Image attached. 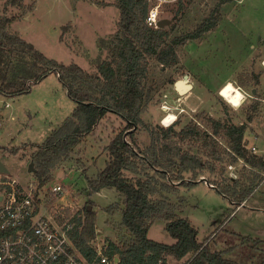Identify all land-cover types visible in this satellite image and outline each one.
<instances>
[{
    "label": "rangeland",
    "instance_id": "obj_1",
    "mask_svg": "<svg viewBox=\"0 0 264 264\" xmlns=\"http://www.w3.org/2000/svg\"><path fill=\"white\" fill-rule=\"evenodd\" d=\"M219 0H192L173 20L178 5L165 9L164 19H170L166 29L174 37L196 28L209 15ZM116 0H23L21 5L7 7L0 0V15L17 16L8 31L31 43L37 50L60 63L77 64L90 74L98 73V65L107 57L109 43L118 29L120 9ZM106 5V6H105ZM6 8V9H5ZM222 20L216 30L202 39L191 41L178 48L180 63L174 68L162 67L153 61L149 83L151 100L142 115L150 126L160 124L169 114L173 122L184 126L191 121L212 131L210 120L242 124L251 106L258 103L248 124V147H256L264 156V0H231L222 7ZM17 74L16 69L13 76ZM189 76L193 89L179 94L177 81ZM93 81V80H92ZM233 82L248 93V102L239 111H233L218 95L227 82ZM97 84L92 86L94 87ZM256 89V95L252 89ZM76 102L56 73H50L39 82H33L29 91L14 97L0 94V161L9 175L20 185L40 186L30 172L31 145L42 144L71 115ZM126 123L114 114H108L96 130L80 144L72 157L55 171L54 178L41 187L49 201V208L58 211L63 220L75 222L82 209L91 202L97 211L98 236L94 244H107V239L118 242L125 235L121 227L123 196L115 189L89 191V180L96 178L109 159L107 147L112 138ZM171 126V125H170ZM138 139L149 143V133L141 130ZM224 144V143H223ZM20 148L18 153L11 152ZM27 149V150H25ZM224 174L243 178V164L227 162ZM247 168L246 175L249 174ZM207 175V174H206ZM206 175L189 188L180 186L177 193L169 195L177 213L187 218L198 230L200 242L210 240L213 251H225L226 257L241 261L255 240L264 241V182L262 176L252 196L241 205L210 184ZM263 175V173H262ZM205 179L207 182L202 181ZM62 184V198L53 196L49 189ZM89 202V203H88ZM112 207L114 212L106 211ZM166 222L157 220L148 237L166 244L175 239L165 230ZM247 242L243 243V240ZM246 254V255H245ZM167 264H183L171 257Z\"/></svg>",
    "mask_w": 264,
    "mask_h": 264
},
{
    "label": "trees",
    "instance_id": "obj_2",
    "mask_svg": "<svg viewBox=\"0 0 264 264\" xmlns=\"http://www.w3.org/2000/svg\"><path fill=\"white\" fill-rule=\"evenodd\" d=\"M22 1L6 0V5L15 7ZM191 1L178 4L173 20L179 18L180 11ZM230 2L219 0L196 28L171 37L166 28L147 25L146 0H116L115 5L120 9L118 29L96 75L77 64L66 65L49 59L31 43L8 31L17 16L0 15V94L21 95L29 91L33 82L56 73L76 102L75 109L59 128L42 144L30 146L31 163L40 188L54 178L55 171L72 157L108 114L126 123L107 147L106 167L88 184L91 193L115 189L123 196L120 210L125 235L118 242L107 239L105 249L107 256L119 259L118 264H167L169 257L183 260V264H264L262 240L253 241L241 261L226 257L235 247L225 251L211 249L216 235L200 242L198 230L189 219L178 215L169 197L180 186L189 188L206 174L208 182L238 206L252 196L264 174V156L248 147L246 140L248 124L258 110V103L251 106L252 114L242 124L210 120L211 132L193 121L184 126H178V122L163 127L150 126L142 118L153 89L149 83L151 63L155 61L167 69L178 66V48L216 30L222 20V7ZM15 69L17 74L13 76ZM94 84L97 86L93 91ZM141 130L149 133L148 144L139 141L137 134ZM19 149L13 148L11 152L16 154ZM223 162L230 165L242 162L241 177L245 175L247 181L225 175L226 166H218ZM89 204L76 217L71 236L76 247L92 262L98 236L97 211ZM106 211L114 212L112 207ZM157 220L166 222L165 230L175 243H160L148 237ZM245 242L248 244L247 239Z\"/></svg>",
    "mask_w": 264,
    "mask_h": 264
},
{
    "label": "built area",
    "instance_id": "obj_3",
    "mask_svg": "<svg viewBox=\"0 0 264 264\" xmlns=\"http://www.w3.org/2000/svg\"><path fill=\"white\" fill-rule=\"evenodd\" d=\"M146 1V23L159 29L165 9L185 0ZM49 191L62 198L65 188L59 183ZM41 192L39 186L20 185L11 175L0 172V264H117L105 254V243L95 244L96 256L89 262L71 236L74 221L63 220L64 216L49 208Z\"/></svg>",
    "mask_w": 264,
    "mask_h": 264
},
{
    "label": "clouds",
    "instance_id": "obj_4",
    "mask_svg": "<svg viewBox=\"0 0 264 264\" xmlns=\"http://www.w3.org/2000/svg\"><path fill=\"white\" fill-rule=\"evenodd\" d=\"M218 95L233 111H239L249 99L248 93L243 88L234 85L231 81L227 82L225 86L220 89ZM176 118V116L169 114L161 121V123L164 126H168V124Z\"/></svg>",
    "mask_w": 264,
    "mask_h": 264
},
{
    "label": "water",
    "instance_id": "obj_5",
    "mask_svg": "<svg viewBox=\"0 0 264 264\" xmlns=\"http://www.w3.org/2000/svg\"><path fill=\"white\" fill-rule=\"evenodd\" d=\"M171 23H172V21L170 19H167V18L166 19H162L158 23V27L160 29H163V28H166L167 26L171 25ZM184 84H185L186 88L185 89L184 88L181 89V86L184 85ZM175 88H176V90H177V92L179 94H185L187 92H190L193 89V85L190 83L189 76L185 75L182 80L177 81L176 84H175ZM29 170H30V172H33V173L35 172L34 163H30ZM0 172L9 174V170L3 164L2 161H0ZM202 181L207 182L205 179H203ZM207 184L210 185L208 182H207ZM115 262L118 264L119 259L118 258L115 259Z\"/></svg>",
    "mask_w": 264,
    "mask_h": 264
},
{
    "label": "crops",
    "instance_id": "obj_6",
    "mask_svg": "<svg viewBox=\"0 0 264 264\" xmlns=\"http://www.w3.org/2000/svg\"><path fill=\"white\" fill-rule=\"evenodd\" d=\"M105 6H106V5H105ZM260 57H261V60H262V65H263V67H264V55L261 54ZM193 88H194V87H193ZM252 93H253L254 95H256V89H255V88L252 89Z\"/></svg>",
    "mask_w": 264,
    "mask_h": 264
},
{
    "label": "bare ground",
    "instance_id": "obj_7",
    "mask_svg": "<svg viewBox=\"0 0 264 264\" xmlns=\"http://www.w3.org/2000/svg\"><path fill=\"white\" fill-rule=\"evenodd\" d=\"M224 86H225V85H224ZM182 88H184V89L186 88L185 84L181 86V89H182ZM171 115H174V114L171 113ZM174 116H175V115H174ZM175 120H176V119H175ZM175 120H174V121H175ZM174 121L170 122V123L168 124V126L172 125Z\"/></svg>",
    "mask_w": 264,
    "mask_h": 264
}]
</instances>
